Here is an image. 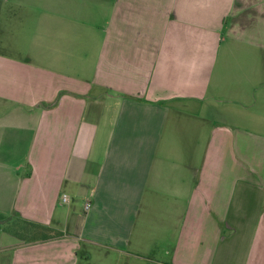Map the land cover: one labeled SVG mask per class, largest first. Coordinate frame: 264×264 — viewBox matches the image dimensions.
I'll return each mask as SVG.
<instances>
[{"label": "crops", "instance_id": "crops-1", "mask_svg": "<svg viewBox=\"0 0 264 264\" xmlns=\"http://www.w3.org/2000/svg\"><path fill=\"white\" fill-rule=\"evenodd\" d=\"M105 6L89 73L0 55V264H264V0Z\"/></svg>", "mask_w": 264, "mask_h": 264}, {"label": "rangeland", "instance_id": "rangeland-1", "mask_svg": "<svg viewBox=\"0 0 264 264\" xmlns=\"http://www.w3.org/2000/svg\"><path fill=\"white\" fill-rule=\"evenodd\" d=\"M109 2L110 0H0V55L31 63L33 58L38 62L49 59L59 63L50 64L52 67L67 72L66 63L70 66L71 75L79 71L81 58L86 56L85 62L88 63L84 71L89 73V62L92 60L89 53L85 55L84 50L98 46L97 32L100 26L108 22L109 11L105 5ZM62 60L64 65H61ZM21 68L27 72L30 69L29 66ZM22 73L26 74L24 71ZM198 103L192 99L183 100L188 109L186 112L193 115L197 113L196 108L201 113L206 111L203 109L206 104L200 107ZM3 132L8 134V138L3 135L4 139L2 138ZM28 143L27 136L4 129L0 121V152L6 150L9 156H13V163L21 161ZM9 220L12 221L7 227L16 231V222L19 221L15 218ZM6 230L1 227L0 233ZM160 230L155 229L146 234L145 243L151 254L166 248L164 242L168 238V229L164 233Z\"/></svg>", "mask_w": 264, "mask_h": 264}, {"label": "built area", "instance_id": "built-area-1", "mask_svg": "<svg viewBox=\"0 0 264 264\" xmlns=\"http://www.w3.org/2000/svg\"><path fill=\"white\" fill-rule=\"evenodd\" d=\"M61 202L62 203H65V202H68V196H67V194H65V193H63V194H61ZM89 207V204L87 203L86 204V206H85V208H88Z\"/></svg>", "mask_w": 264, "mask_h": 264}]
</instances>
